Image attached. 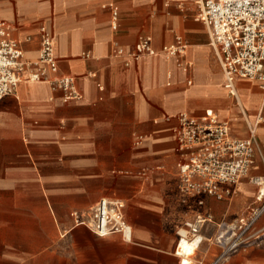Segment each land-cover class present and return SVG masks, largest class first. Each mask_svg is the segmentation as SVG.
Returning a JSON list of instances; mask_svg holds the SVG:
<instances>
[{
  "label": "crops",
  "instance_id": "0c3cea01",
  "mask_svg": "<svg viewBox=\"0 0 264 264\" xmlns=\"http://www.w3.org/2000/svg\"><path fill=\"white\" fill-rule=\"evenodd\" d=\"M0 22L31 64L46 27L59 75L75 78L81 95L66 100L47 81L24 80L0 101V264H213L220 224L238 227L260 205L264 163L258 157L251 172L261 184L244 179L233 197L181 194L176 117L212 110L234 137L254 130L262 144L263 93L247 79L233 95L226 88L199 0H0ZM141 38L157 54L133 60ZM178 39L193 63L187 73L161 53ZM103 198L125 204L131 241L75 223L73 213ZM199 217L203 241L182 258L178 230ZM247 237L220 264H264V214Z\"/></svg>",
  "mask_w": 264,
  "mask_h": 264
},
{
  "label": "built area",
  "instance_id": "2783aa9c",
  "mask_svg": "<svg viewBox=\"0 0 264 264\" xmlns=\"http://www.w3.org/2000/svg\"><path fill=\"white\" fill-rule=\"evenodd\" d=\"M199 7L200 20L207 29L216 63L226 78V88L233 95L236 79L259 83L263 102L255 124L264 126V0H199ZM161 53L167 59L177 57V65L185 73L192 70L193 63L186 59L187 45L181 40L164 46ZM156 54L152 39L141 38L131 57L140 60ZM28 70L31 71L25 76ZM47 74L52 78L47 79ZM24 80L47 81L53 91H63L66 100L81 98L75 78L59 75L54 39L46 27L41 28L39 61L31 64L24 57L20 41L13 37L11 26L0 22V101L15 95L18 85ZM176 118L178 151L182 154L179 164L181 194L225 199L238 193L244 179L261 184V177H251L257 158L264 163V143L257 142L254 130L248 139L236 138L229 123L212 110L200 117L180 113ZM259 202L252 216L238 227L220 224L215 241L222 251L213 264L228 259L246 242L247 233L264 214V192H261ZM73 217L77 225L86 226L98 237L121 235L125 241L132 240V227L126 221L122 201L103 198L89 214L73 213ZM203 221L199 217L194 223H187L179 229V243L184 239L193 242L200 238ZM202 241L201 237L196 248ZM181 264L194 263L182 260Z\"/></svg>",
  "mask_w": 264,
  "mask_h": 264
},
{
  "label": "bare ground",
  "instance_id": "6f19581e",
  "mask_svg": "<svg viewBox=\"0 0 264 264\" xmlns=\"http://www.w3.org/2000/svg\"><path fill=\"white\" fill-rule=\"evenodd\" d=\"M199 239L201 240V237L200 238H196L193 242H190V241L184 239L180 243V244H182L181 245L182 250H180L178 252L180 254V256H182V258L189 257V253H192L195 249H197L196 247H197V243H198ZM183 260L185 261V259H183ZM186 261H188V260H186ZM185 263H188V262H185Z\"/></svg>",
  "mask_w": 264,
  "mask_h": 264
}]
</instances>
